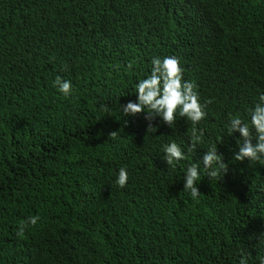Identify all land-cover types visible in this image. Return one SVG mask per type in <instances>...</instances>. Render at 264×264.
Here are the masks:
<instances>
[{"label": "trees", "instance_id": "16d2710c", "mask_svg": "<svg viewBox=\"0 0 264 264\" xmlns=\"http://www.w3.org/2000/svg\"><path fill=\"white\" fill-rule=\"evenodd\" d=\"M253 1L263 12L264 0ZM144 2L129 0L113 17L119 12L107 0H0V264L264 259V162L233 157L226 173L210 178L206 170L196 198L184 191L186 164L213 145L219 150L229 118L209 124L207 140L183 150L187 158L172 168L163 150L169 137L143 138L134 126L145 114L122 113L120 106L138 100L148 63L189 32L186 12L200 4L210 13L213 0L178 3L161 30L167 42L150 41ZM57 76L71 82L69 96L54 87ZM234 92L221 86L206 101L221 107ZM177 122L173 131L188 132ZM113 131L119 134L110 139ZM231 136L234 150L242 138ZM122 167L129 174L123 188L116 183ZM36 215L37 225L18 237L20 222Z\"/></svg>", "mask_w": 264, "mask_h": 264}, {"label": "clouds", "instance_id": "9594fccd", "mask_svg": "<svg viewBox=\"0 0 264 264\" xmlns=\"http://www.w3.org/2000/svg\"><path fill=\"white\" fill-rule=\"evenodd\" d=\"M128 1L107 0L109 7L119 12L113 17L123 16L127 10L123 11L122 5ZM184 1L145 0L148 19L142 23L144 29L146 26L151 29L150 41L161 36L166 42L169 40L161 32L163 24L177 9V4ZM147 3H152L153 8ZM261 6L253 0H213L208 4L210 13L201 12L200 4L194 11L186 12L190 17L189 32L174 36L165 46L166 53L163 51L148 63L147 71L136 85L138 100L120 106L124 116L145 114L134 126L143 138L169 137L163 150L164 160L172 168L176 162L187 158L183 150H194L198 142L207 140L205 130L209 124H216L218 117H224L225 122L229 118L230 135L226 141L225 132L219 150L213 145L201 159L186 164L184 191L190 190L193 198L200 194L196 183L201 182L206 170L210 178L226 173L228 165L225 163L231 162L233 157L236 161L264 162V11H260ZM140 17H145L143 10L137 15L139 21ZM248 23L249 30L243 32ZM193 35L198 36L196 42ZM131 67L129 64V71ZM225 85H234L237 92L230 93L224 105L219 107L206 101ZM54 87L66 97L72 91L71 82L60 76L55 78ZM214 109L218 110V115ZM238 112L240 115L233 116ZM179 120L186 122L188 132L173 131L172 125ZM235 132H239L242 139L235 141L233 150L228 141ZM118 134L111 132L110 139ZM128 180L127 169L120 168L116 183L123 188ZM39 221L38 215L27 217L20 222L16 235L24 237L25 230ZM153 229L158 233V227ZM240 264H247V258H242ZM260 264H264V259Z\"/></svg>", "mask_w": 264, "mask_h": 264}]
</instances>
